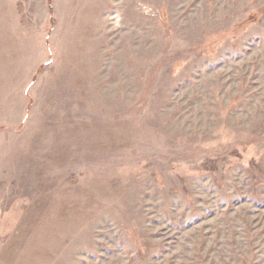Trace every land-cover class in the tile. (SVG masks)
I'll use <instances>...</instances> for the list:
<instances>
[{"label":"rangeland","instance_id":"obj_1","mask_svg":"<svg viewBox=\"0 0 264 264\" xmlns=\"http://www.w3.org/2000/svg\"><path fill=\"white\" fill-rule=\"evenodd\" d=\"M0 264H264V0H0Z\"/></svg>","mask_w":264,"mask_h":264}]
</instances>
